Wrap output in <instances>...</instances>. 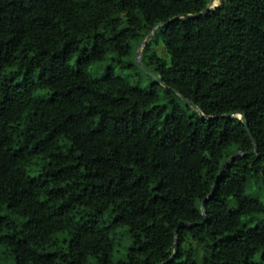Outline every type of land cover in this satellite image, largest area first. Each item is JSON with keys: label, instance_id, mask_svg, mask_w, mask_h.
Wrapping results in <instances>:
<instances>
[{"label": "trees", "instance_id": "obj_1", "mask_svg": "<svg viewBox=\"0 0 264 264\" xmlns=\"http://www.w3.org/2000/svg\"><path fill=\"white\" fill-rule=\"evenodd\" d=\"M209 1L0 0V264H264V0Z\"/></svg>", "mask_w": 264, "mask_h": 264}, {"label": "water", "instance_id": "obj_2", "mask_svg": "<svg viewBox=\"0 0 264 264\" xmlns=\"http://www.w3.org/2000/svg\"><path fill=\"white\" fill-rule=\"evenodd\" d=\"M214 2H215V0H210L208 6L206 7V9L203 10L202 12L198 13V14H193V15H181V16H178V17L173 18L172 20L179 19V18H181V17L197 18V17H199V16H203V15L207 14L209 11H211V10H213L214 8L217 7L216 5H214ZM169 22H170V21H168L167 23H164V24H160V25L156 26L155 28H153L152 32H151V33L145 38V40L143 41V43L140 44V45H138L137 50H136V58H135V65H136V67L139 69V71H141L142 73H144L145 75H147V76H149L151 79H153L155 82H157V83H159V84H161V85H163V86H164V84H163L161 78H160L157 74L153 73L152 71H150L149 69H147L145 66H143V64H142V51H143V48L149 43V41L151 40V38L154 36V34H155L157 28H158V27H163V26H165L166 24H168ZM190 105H191L194 109L198 110V108H197V106H196L195 104L190 103ZM221 117H227V118L239 117V118L243 121V123L245 124V126L248 128V123H247V120H246L245 116H240V115H237V114H226V115H223V116H221ZM248 132H249V135L251 136V132H250V130H248ZM254 152H256V148H255V147H254V149H253L252 151H250V152H248V153L238 152V153H235L233 156H231V157H230V158L224 163V165H223L221 171L219 172V174H218V176H217V178H216V182H217V180L221 177V175L223 174L224 170L226 169L227 165L229 164V162H230L231 160H233L234 158H236V157H238V156H240V155L252 154V153H254ZM216 182H215V185H214L213 191L210 193V195H209L207 198H209V197H211V196L213 195V192H214V190H215V188H216ZM201 204H202V202H201ZM204 219H205V216H204ZM202 223H203V222H202ZM202 223H201V224H202ZM176 253H177V243L175 242V250H174L173 255H172L167 261H165L163 264H168L169 262L173 261L174 258H175V256H176Z\"/></svg>", "mask_w": 264, "mask_h": 264}, {"label": "rangeland", "instance_id": "obj_3", "mask_svg": "<svg viewBox=\"0 0 264 264\" xmlns=\"http://www.w3.org/2000/svg\"><path fill=\"white\" fill-rule=\"evenodd\" d=\"M220 3V0H216L215 4L216 6H218V4ZM159 45H155L153 46V50L157 51L161 56L165 57V51L163 48V45L161 44V42H159ZM133 74H135L136 78L139 79L141 81V85L142 86H148L150 84V80L147 78L146 75H144L141 72H138V70L133 71ZM264 197V192L261 193L260 198L262 199ZM4 213V212H2ZM128 242L126 240V238H124V236H120V238H117V241L115 243V247H114V257L113 260L114 262L119 261V259L121 258L122 254L124 253V247L127 246ZM0 255L3 256L4 255V250L3 248L0 246ZM6 263L7 264H12V260L11 258L7 257L6 259Z\"/></svg>", "mask_w": 264, "mask_h": 264}, {"label": "bare ground", "instance_id": "obj_4", "mask_svg": "<svg viewBox=\"0 0 264 264\" xmlns=\"http://www.w3.org/2000/svg\"><path fill=\"white\" fill-rule=\"evenodd\" d=\"M215 2H216V0H215ZM215 2H214V5H216Z\"/></svg>", "mask_w": 264, "mask_h": 264}]
</instances>
